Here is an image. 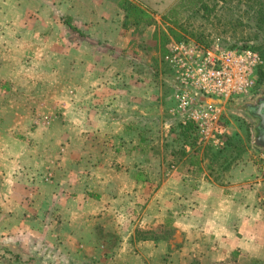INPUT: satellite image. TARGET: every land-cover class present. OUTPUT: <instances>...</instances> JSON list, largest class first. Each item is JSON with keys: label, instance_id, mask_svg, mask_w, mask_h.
I'll return each instance as SVG.
<instances>
[{"label": "crops", "instance_id": "crops-1", "mask_svg": "<svg viewBox=\"0 0 264 264\" xmlns=\"http://www.w3.org/2000/svg\"><path fill=\"white\" fill-rule=\"evenodd\" d=\"M64 1L55 2L60 10ZM50 10L48 0H0V264H264V154L245 152L221 182L186 165L160 180V167L142 161L158 156L114 130L131 124L125 89L109 83L94 41L79 58L76 31ZM67 34L70 57L60 49L48 58L44 45ZM15 46L26 56L22 75L8 55ZM20 77L22 105L14 100ZM61 113L70 128L59 129ZM55 124L56 134L42 127Z\"/></svg>", "mask_w": 264, "mask_h": 264}, {"label": "rangeland", "instance_id": "rangeland-1", "mask_svg": "<svg viewBox=\"0 0 264 264\" xmlns=\"http://www.w3.org/2000/svg\"><path fill=\"white\" fill-rule=\"evenodd\" d=\"M57 1L48 0V8L51 7L48 17L54 21L57 18L66 27H73L78 37L79 58L86 59L89 53L86 44L94 41L93 48H90L99 58L105 59L102 60L103 66L105 65L103 69L109 67L111 86L123 87L128 96L131 95L129 99H125L122 94L125 92L120 93V98L125 101L127 121L131 124L128 129L121 125L114 130L131 135L130 148H138L145 154L152 152L158 156L154 159L144 157L142 161L145 165L152 163L151 166L160 167L163 171L159 176L160 180H166L165 170H172L178 165L192 166L197 174L194 176L202 174L204 170L208 173V160L202 158L203 151L209 147L211 150L222 149L230 138H240L245 144V152H250L253 160L262 158L260 155L264 154V147L254 144L256 121L247 113L243 104H253L264 96V32H256L259 17L264 15V0H183V6L179 5L181 0H72L73 5L68 0L64 1L62 10L60 3L55 4ZM128 3L142 11V15L138 16L136 11L127 15L124 8ZM74 4H77L76 7ZM262 24L264 25V21ZM63 36L68 38L67 41H48L44 45L48 58L60 53L70 57L69 53L75 47L71 42L75 41V37L71 40L69 34ZM53 42H57V45ZM22 47L15 46V50L13 47L8 48V55L17 59L15 72L19 75L23 72L22 57L26 58ZM181 47L194 52L192 56L185 54L184 62L191 61L196 53L208 56L220 51H247L257 55L261 63L254 68L253 87L246 94L216 97L180 86L175 76L176 71L182 70L181 62H177L178 58L172 59L175 56L182 57L178 55L183 54ZM104 52L105 57L102 56ZM65 60L67 59L63 57L58 65L67 75L68 64ZM17 84L19 89H16L14 100L22 105L25 95L22 93L21 77L17 79ZM184 91L192 95L194 102L190 96L188 99L193 104L197 101L203 105L204 108L199 110L213 122L207 126L206 137L200 134L195 122L182 124L187 112L180 110L178 97ZM134 99L138 102L134 103ZM4 100L7 99L4 97ZM116 101L118 94L111 101L112 108L117 109ZM208 106L215 110L210 112ZM16 112L18 115L25 114L21 109ZM46 115L44 114L49 118ZM140 115L148 121H156L139 126L134 120ZM60 116L59 129H67L68 117L65 118L62 113ZM37 118L41 120L43 117ZM188 124H192L193 130L189 134V140L185 141L187 138L180 131ZM32 125V129L37 127L36 123ZM55 126L57 125L42 127L52 129V133L56 134L59 129H55ZM100 130L101 128L98 129ZM14 133L16 136L24 135L23 130L15 129ZM217 133L221 135L213 140V135ZM73 144L77 147V143ZM95 144L99 146L101 143ZM192 161L196 163L193 164ZM51 169L53 168L47 169V181L53 179ZM227 172L222 174L221 180L226 179ZM144 181L151 183L149 175ZM149 191L154 192V189L149 187Z\"/></svg>", "mask_w": 264, "mask_h": 264}, {"label": "built area", "instance_id": "built-area-1", "mask_svg": "<svg viewBox=\"0 0 264 264\" xmlns=\"http://www.w3.org/2000/svg\"><path fill=\"white\" fill-rule=\"evenodd\" d=\"M181 47L183 54L178 58L181 69L175 76L176 81L180 86L189 87L193 92L210 94L216 97H228L246 94L254 85L253 71L256 65L261 61L257 55L251 52H235V51H220L219 53L206 54L196 53L191 61L184 62V55L194 54L193 51ZM182 53V51H181ZM177 55V54H174ZM186 57V56H185ZM177 63V64H178ZM178 97L179 108L183 112H187L183 116L182 124L187 122H195L200 129V134L206 137L207 126L212 122L208 115L199 109L204 108L201 103H192L194 99L187 91L181 93ZM189 96L192 100H189ZM195 105V106H194ZM210 112L215 108L207 107ZM215 122V121H214ZM221 132V131H219ZM221 133L213 135L212 139L219 137ZM217 140V139H216Z\"/></svg>", "mask_w": 264, "mask_h": 264}, {"label": "trees", "instance_id": "trees-1", "mask_svg": "<svg viewBox=\"0 0 264 264\" xmlns=\"http://www.w3.org/2000/svg\"><path fill=\"white\" fill-rule=\"evenodd\" d=\"M180 6H183V0L179 3ZM129 7L131 9H129ZM182 8V7H180ZM126 10L127 15H130L133 11L137 12V15H142V11H139L138 8L128 3L124 8ZM264 13V12H263ZM262 15V13H261ZM264 21V15L259 17L258 23L256 24V32H264V25L262 24ZM245 110L248 113V104H243ZM249 114V113H248ZM192 124H188L186 127L181 128V135L189 140V134L193 130ZM189 132V133H188ZM193 140V138H192ZM254 144L257 147H262L258 140L254 138ZM245 144L241 141L240 138H230L227 142L226 147L219 149V150H211V148H206L202 153V158H206L208 160L207 169L209 176L213 177L214 181L221 182V176L224 172L228 171L229 168L240 158H242L243 154L245 153ZM193 164L196 161H192Z\"/></svg>", "mask_w": 264, "mask_h": 264}, {"label": "water", "instance_id": "water-1", "mask_svg": "<svg viewBox=\"0 0 264 264\" xmlns=\"http://www.w3.org/2000/svg\"><path fill=\"white\" fill-rule=\"evenodd\" d=\"M249 115L255 119V138L264 147V96L253 104H249Z\"/></svg>", "mask_w": 264, "mask_h": 264}]
</instances>
